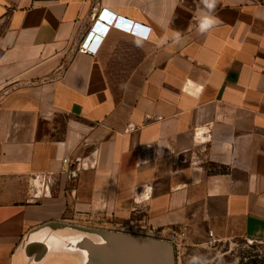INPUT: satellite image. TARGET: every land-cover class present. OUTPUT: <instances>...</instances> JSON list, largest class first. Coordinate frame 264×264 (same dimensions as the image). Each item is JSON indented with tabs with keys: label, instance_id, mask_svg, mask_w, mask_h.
<instances>
[{
	"label": "crops",
	"instance_id": "1",
	"mask_svg": "<svg viewBox=\"0 0 264 264\" xmlns=\"http://www.w3.org/2000/svg\"><path fill=\"white\" fill-rule=\"evenodd\" d=\"M103 11L149 38L105 36L100 20L99 50L79 53ZM202 11L0 0V264H24L25 238L51 222L264 237V0H218L222 22L200 34Z\"/></svg>",
	"mask_w": 264,
	"mask_h": 264
},
{
	"label": "water",
	"instance_id": "2",
	"mask_svg": "<svg viewBox=\"0 0 264 264\" xmlns=\"http://www.w3.org/2000/svg\"><path fill=\"white\" fill-rule=\"evenodd\" d=\"M75 175L72 172L70 178ZM175 240L148 231H123L51 222L33 229L21 251L24 264L55 259L70 264H176Z\"/></svg>",
	"mask_w": 264,
	"mask_h": 264
},
{
	"label": "rangeland",
	"instance_id": "3",
	"mask_svg": "<svg viewBox=\"0 0 264 264\" xmlns=\"http://www.w3.org/2000/svg\"><path fill=\"white\" fill-rule=\"evenodd\" d=\"M154 233L158 234V232ZM172 236H175L174 233ZM157 237L163 240L170 239L159 235ZM172 239L175 240L176 264H250L252 261L264 260L263 238L250 241L241 233L234 231L222 236L216 234L211 236L208 232L207 238L200 244H194L184 236L178 240ZM46 264H70V262L55 259Z\"/></svg>",
	"mask_w": 264,
	"mask_h": 264
},
{
	"label": "built area",
	"instance_id": "4",
	"mask_svg": "<svg viewBox=\"0 0 264 264\" xmlns=\"http://www.w3.org/2000/svg\"><path fill=\"white\" fill-rule=\"evenodd\" d=\"M103 15L107 16V17H111L113 20V23L110 26H105L107 27V31H106V35L111 31V29L116 28L119 29L123 32H126L130 35L139 37L141 39L147 40L149 38L150 35V28L139 24V23H135L133 21L127 20L125 18L122 17H118L112 13H109L107 11H103L102 12ZM115 16V19H114ZM117 18V20H116ZM117 21V24L114 23V21ZM100 24V20L98 17V20L95 23V26L92 27L91 31L89 32V34L87 35V37L84 39V41L81 43V45L79 46V53L81 54H96L97 51L99 50L102 42H103V38H99L98 35L94 34V31L97 27V25ZM103 30V28H98V31ZM68 159H64V163L68 164ZM211 236H212V232H210Z\"/></svg>",
	"mask_w": 264,
	"mask_h": 264
},
{
	"label": "clouds",
	"instance_id": "5",
	"mask_svg": "<svg viewBox=\"0 0 264 264\" xmlns=\"http://www.w3.org/2000/svg\"><path fill=\"white\" fill-rule=\"evenodd\" d=\"M200 3L204 5V8L207 11H202V15L200 17V25L198 32L200 34L208 32L214 26H217L220 21L219 17L215 15V9L218 4V0H200ZM175 36L177 39L180 37V32H175ZM222 260V258H220Z\"/></svg>",
	"mask_w": 264,
	"mask_h": 264
},
{
	"label": "bare ground",
	"instance_id": "6",
	"mask_svg": "<svg viewBox=\"0 0 264 264\" xmlns=\"http://www.w3.org/2000/svg\"><path fill=\"white\" fill-rule=\"evenodd\" d=\"M112 18L110 17H107V16H105V15H103V13H101L100 15H99V20H107L109 23H113V20H111ZM114 19H115V16H114ZM116 20H117V18H116ZM114 21V23L115 24H117V21ZM96 23V22H95ZM95 23H94V25L93 26H95Z\"/></svg>",
	"mask_w": 264,
	"mask_h": 264
},
{
	"label": "trees",
	"instance_id": "7",
	"mask_svg": "<svg viewBox=\"0 0 264 264\" xmlns=\"http://www.w3.org/2000/svg\"><path fill=\"white\" fill-rule=\"evenodd\" d=\"M264 240V237H263ZM250 264H264V260L259 261H252Z\"/></svg>",
	"mask_w": 264,
	"mask_h": 264
}]
</instances>
